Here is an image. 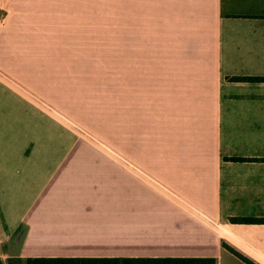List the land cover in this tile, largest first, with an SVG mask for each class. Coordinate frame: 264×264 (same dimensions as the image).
I'll return each instance as SVG.
<instances>
[{
    "label": "crops",
    "instance_id": "obj_1",
    "mask_svg": "<svg viewBox=\"0 0 264 264\" xmlns=\"http://www.w3.org/2000/svg\"><path fill=\"white\" fill-rule=\"evenodd\" d=\"M0 13V264H264V0H117L113 54Z\"/></svg>",
    "mask_w": 264,
    "mask_h": 264
},
{
    "label": "rangeland",
    "instance_id": "obj_2",
    "mask_svg": "<svg viewBox=\"0 0 264 264\" xmlns=\"http://www.w3.org/2000/svg\"><path fill=\"white\" fill-rule=\"evenodd\" d=\"M71 6L77 27V38L92 39V52L113 54L117 0H60V6ZM85 22V24H84Z\"/></svg>",
    "mask_w": 264,
    "mask_h": 264
},
{
    "label": "trees",
    "instance_id": "obj_3",
    "mask_svg": "<svg viewBox=\"0 0 264 264\" xmlns=\"http://www.w3.org/2000/svg\"><path fill=\"white\" fill-rule=\"evenodd\" d=\"M2 14L0 13V17ZM233 81H256L259 79L255 78H240L235 77L232 78ZM235 222L240 223H264V220H257V219H235L233 220ZM127 263L131 264H149V263H159V264H209L213 263V260H201V259H167V260H154V259H132V260H124ZM36 262L41 263H50V264H89V263H112V262H118V260H109V259H91V260H71V259H55V260H36Z\"/></svg>",
    "mask_w": 264,
    "mask_h": 264
}]
</instances>
